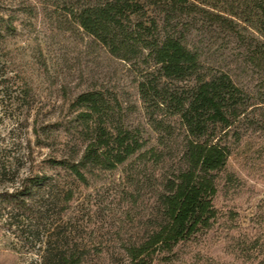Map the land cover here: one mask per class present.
Masks as SVG:
<instances>
[{
	"label": "trees",
	"instance_id": "1",
	"mask_svg": "<svg viewBox=\"0 0 264 264\" xmlns=\"http://www.w3.org/2000/svg\"><path fill=\"white\" fill-rule=\"evenodd\" d=\"M43 5L59 8L65 24L128 65L145 126L130 124L127 116L138 107L123 106L109 90L80 92L69 102L67 116L53 124L64 152L46 160L49 172L0 193V217L15 228L34 229L18 237L38 243L37 264H86L99 248L71 235L65 214L74 187L88 188L102 174L120 169L116 234L126 235L118 245L128 264H178L179 248L207 235L222 218L212 201L228 192L234 179L227 172L231 149L218 134L253 106L227 72L206 64L195 35L217 24L236 34L250 31L259 38L252 35V41L263 46L264 0L225 8L213 0ZM17 11L31 15L33 8ZM15 21L9 7L0 5V45L17 35ZM259 53L264 61V48ZM51 126L43 134L51 133ZM145 127L154 134L152 145ZM229 214L224 243L230 264H264V215L252 219L257 230L244 233Z\"/></svg>",
	"mask_w": 264,
	"mask_h": 264
},
{
	"label": "rangeland",
	"instance_id": "2",
	"mask_svg": "<svg viewBox=\"0 0 264 264\" xmlns=\"http://www.w3.org/2000/svg\"><path fill=\"white\" fill-rule=\"evenodd\" d=\"M52 1L0 0L15 16L17 28V35L0 45V193L17 189L26 177L49 172L46 160L64 152L53 124L67 116L69 102L82 91L109 90L123 106L138 107L127 121L145 126L128 65L109 56L75 25L65 24L59 8L43 5ZM213 1L225 8L243 0ZM28 6L33 8L31 15L17 11ZM252 35L259 39L250 31L236 34L217 24L195 35L206 64L227 72L250 95L253 106L218 134L231 149L227 172L234 179L228 192L212 201L222 215L219 225L181 246L178 264H230L224 243V227L229 223L224 217L230 212L238 230L245 233L257 230L252 219L264 215V61L259 53L264 45L253 42ZM48 126L53 128L45 135L42 129ZM145 129L149 144H154V134ZM119 173L120 169L102 174L88 188L74 187L65 214L71 235L99 248L86 264H128L118 245L126 235L116 234L121 216L114 193ZM27 230L34 229L15 228L0 217V264H37L38 243L18 237Z\"/></svg>",
	"mask_w": 264,
	"mask_h": 264
}]
</instances>
